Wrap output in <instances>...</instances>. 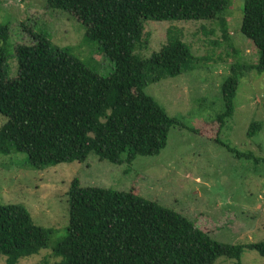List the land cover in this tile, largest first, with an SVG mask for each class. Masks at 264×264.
<instances>
[{"label": "trees", "instance_id": "trees-1", "mask_svg": "<svg viewBox=\"0 0 264 264\" xmlns=\"http://www.w3.org/2000/svg\"><path fill=\"white\" fill-rule=\"evenodd\" d=\"M49 9L73 14L87 38L97 41L114 63L109 76L92 72L42 32L30 44L14 48L16 75L8 78L9 29L0 23V153L26 155L25 165L42 169L83 162L94 154L119 165L137 156H153L166 145L175 117L147 95L151 82L190 70L195 60L180 38L169 35L148 58L134 53L147 20H218L229 0H46ZM240 32L255 46L252 65L234 64L221 84L224 111L244 72H264V0H244ZM261 123L249 124L248 135ZM65 235L51 247L59 260L39 264H213L218 257L240 264L243 245L223 244L184 216L131 191L81 186L75 178L66 193ZM52 230L36 225L21 204L0 205V254L6 264L49 246ZM247 247L264 256V241Z\"/></svg>", "mask_w": 264, "mask_h": 264}, {"label": "rangeland", "instance_id": "rangeland-1", "mask_svg": "<svg viewBox=\"0 0 264 264\" xmlns=\"http://www.w3.org/2000/svg\"><path fill=\"white\" fill-rule=\"evenodd\" d=\"M244 0H229L218 20H164L144 22L142 43L134 53L148 58L169 35L190 47L195 60L190 70L151 82L144 92L175 117L165 147L153 156H137L119 165L94 154L83 162H63L42 169L25 165L26 155L0 153V205L21 204L33 222L52 230L49 246L22 257L16 264L54 263V246L68 224L67 191L73 179L81 186L131 191L188 219L213 240L243 245L240 264H264V256L247 247L264 241V72H244L233 98V113L224 111L221 84L231 66L252 65L258 54L240 32ZM0 23L9 29L8 78L16 75L14 48L32 43L42 32L51 43L80 60L100 76H109L114 63L97 41L86 37L73 14L49 9L46 0H0ZM7 118L0 114V127ZM260 130L248 135L249 124ZM0 254V264H6ZM213 264H237L218 257Z\"/></svg>", "mask_w": 264, "mask_h": 264}]
</instances>
